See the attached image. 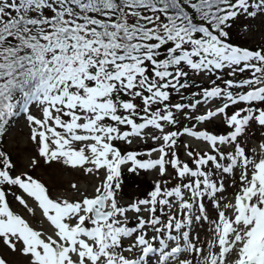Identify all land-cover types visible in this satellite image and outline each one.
<instances>
[{
  "label": "snow or ice",
  "instance_id": "6c2138e0",
  "mask_svg": "<svg viewBox=\"0 0 264 264\" xmlns=\"http://www.w3.org/2000/svg\"><path fill=\"white\" fill-rule=\"evenodd\" d=\"M234 27L264 0H0V145L23 119L31 170L100 181L53 198L0 147V264H264V40ZM125 167L160 179L122 205Z\"/></svg>",
  "mask_w": 264,
  "mask_h": 264
},
{
  "label": "rangeland",
  "instance_id": "374dc122",
  "mask_svg": "<svg viewBox=\"0 0 264 264\" xmlns=\"http://www.w3.org/2000/svg\"><path fill=\"white\" fill-rule=\"evenodd\" d=\"M260 23L261 21L257 19L255 21V26L259 27ZM262 40H264V31L258 33L255 39H253L251 34L248 35L241 34L239 39H236V41H239L241 43H247L250 45H257L261 43ZM215 121L221 122L219 118H217V120ZM214 123L216 122L212 121V123L209 124L208 126L215 129L213 127ZM224 128L225 127H223L222 129ZM27 133H28V129L24 125V121L23 119H20L11 128L8 135L4 138V146L8 150L9 154L12 157L13 162L17 166L16 167L17 172L27 171L34 178H37L38 180L43 182L49 188L53 198L70 196V192L67 191L69 188L70 181L78 183L82 189L87 187V194L89 195L92 194L93 188L100 182L98 179L92 176H83L79 172H71L70 170L67 169H60L59 166L56 165L52 167H47L43 165V163H41V165L37 167L35 170H31L29 168V163L31 156L34 155V152L32 151V145L29 143L27 139ZM254 135L258 137L259 132H256ZM184 138L194 146L202 147L203 145L192 140L191 138H187V137ZM255 142H256L255 139L250 141V143L252 144H255ZM190 149L195 150L193 146H190ZM178 151L180 153L181 159L186 158V156L183 155L184 149L182 146L181 149L178 148ZM169 171L171 172V169ZM102 176L103 173H101V177ZM142 178H143L142 182H140L138 185H141V183H144L146 181L145 183L147 184V189L150 190H154L156 181L160 179L157 171L154 170H143ZM174 181L175 180L173 179L171 183H173ZM138 189L139 186H137L135 183L134 186H130L129 184L126 183V180H125V184L121 188V190H124L126 192L125 194L127 195H131V194L134 195ZM236 190H237L236 188L229 186L227 189L228 192L227 199L231 200L232 194L235 193ZM146 192L147 194L149 193L148 191ZM8 198L10 201H12L13 209L15 211H19L22 215H24V217L28 219L31 224L33 223L32 224L33 227L43 228L45 231H49V232L51 231V229L49 228L46 222L41 223V221H43V217L40 213V210L37 208L36 204L31 199L25 197L28 200L29 206L36 209L35 217H32L30 214H28L26 210H24L23 207L18 204V202H15L13 200L12 196H9ZM129 198H130L129 196L124 197L118 194V199L120 203H122L123 201H127ZM132 214L133 213H129L128 215H132ZM9 259H14V258L9 257Z\"/></svg>",
  "mask_w": 264,
  "mask_h": 264
},
{
  "label": "trees",
  "instance_id": "16d2710c",
  "mask_svg": "<svg viewBox=\"0 0 264 264\" xmlns=\"http://www.w3.org/2000/svg\"><path fill=\"white\" fill-rule=\"evenodd\" d=\"M238 34H239V35H238ZM240 35H241V33H240L239 29H238V28H233V30H232V39H233V40L239 39ZM241 40H243V39H241ZM245 44H247V43H245ZM247 45H248L249 48H253V47L256 46V45H250V44H247ZM198 82H199V81H198ZM204 83L206 84L207 82L204 81ZM186 122H187V121H185L184 123H186ZM213 125H219V127H225L222 123H218V124L214 123ZM0 147H2L4 151L8 152V150H7V149L5 148V146H4V141H3V144L0 145ZM8 153H9V152H8ZM138 174H139V172H137V173H129V172L127 171V168H124V169L122 170V180H123L122 187H123V185L125 184V180H126V183L129 184L130 186H134V183H135L137 186H139V189L137 190L138 193H139V192H142V191H143V188L145 187V183H141V185H138L140 182H142V179L138 176ZM130 177H131V178H130ZM129 178H130V179H129ZM143 182H144V181H143ZM122 187H121V188H122ZM119 193H120V194L127 195V194H125L126 192H125L124 190H120Z\"/></svg>",
  "mask_w": 264,
  "mask_h": 264
}]
</instances>
